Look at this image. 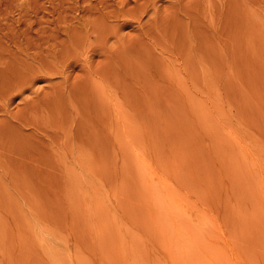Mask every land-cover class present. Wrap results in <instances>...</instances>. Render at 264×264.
<instances>
[{
    "label": "rangeland",
    "instance_id": "374dc122",
    "mask_svg": "<svg viewBox=\"0 0 264 264\" xmlns=\"http://www.w3.org/2000/svg\"><path fill=\"white\" fill-rule=\"evenodd\" d=\"M263 185L264 0H0V264H264Z\"/></svg>",
    "mask_w": 264,
    "mask_h": 264
},
{
    "label": "bare ground",
    "instance_id": "6f19581e",
    "mask_svg": "<svg viewBox=\"0 0 264 264\" xmlns=\"http://www.w3.org/2000/svg\"><path fill=\"white\" fill-rule=\"evenodd\" d=\"M137 157L142 168L145 171H148V168H150V162L148 158L145 155L141 154H138ZM158 181H160L162 187L161 191L164 194L168 203L172 204L176 208H180L181 205H185L189 210L191 209L193 216L190 218V223L192 225L189 224V227L196 229V231L194 230L195 233L192 230L193 239L196 238L197 243H199V235L201 237H203L204 235L207 237V234L213 230V228L210 226L208 217H206L201 210H196L192 208L189 204H185L183 196L175 192L172 187L168 184V182L164 179V177L159 176ZM201 253L202 259L204 260V258H207L208 260H210L211 264H249L244 258H242V255L235 248L223 250L222 248L215 247L214 251L211 252V249L208 246L205 247V245H203L201 246Z\"/></svg>",
    "mask_w": 264,
    "mask_h": 264
}]
</instances>
